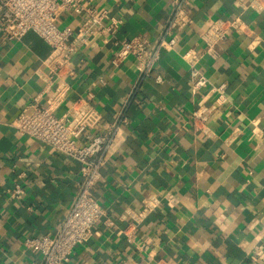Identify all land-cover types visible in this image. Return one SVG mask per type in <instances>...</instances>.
Returning <instances> with one entry per match:
<instances>
[{"label":"crops","instance_id":"obj_1","mask_svg":"<svg viewBox=\"0 0 264 264\" xmlns=\"http://www.w3.org/2000/svg\"><path fill=\"white\" fill-rule=\"evenodd\" d=\"M82 1L122 26L116 37L95 35L60 79L46 62L52 48L37 33L13 41L0 35V264H41L25 240L55 235L76 197L80 164L14 125L62 81L70 90L58 117L77 100L90 101L103 116L92 134H106L123 113L120 145L94 189L105 214L69 264H264V12L250 0H189L178 45L162 52L155 73L132 95L140 81L136 59L115 64L114 42H156L172 0ZM234 18L245 30L230 31L220 57L206 55L202 34L214 21ZM82 21L59 17L74 31ZM193 48L209 79L196 93L182 58ZM222 84L218 105L213 89ZM203 101L214 111L196 127ZM18 185L21 198L12 193Z\"/></svg>","mask_w":264,"mask_h":264},{"label":"built area","instance_id":"obj_2","mask_svg":"<svg viewBox=\"0 0 264 264\" xmlns=\"http://www.w3.org/2000/svg\"><path fill=\"white\" fill-rule=\"evenodd\" d=\"M172 2L171 18L156 42L150 43L140 36L128 40L116 39L114 42L118 47L115 64L129 56L136 59L140 81L132 95L144 79L155 73L162 52L174 50L178 45L175 32L186 24L189 0ZM250 5L255 11L264 12V0H250ZM64 13L81 16L82 24L75 31L62 28L59 17ZM121 26L122 22L112 18L107 11L98 12L82 0H0L2 39L20 40L29 32L37 33L52 48L46 62L52 77L58 79L70 71L74 55L87 46L95 35L116 37ZM245 28L246 25L240 18L214 21L202 34L205 54L215 59L220 57L218 46L227 39L230 31L242 33ZM201 57L194 48L182 55L190 69L189 78L194 93L207 87L209 83L208 77L200 69ZM156 81L162 82L163 78L158 75ZM226 87V84H222L213 89L220 94L216 101L218 105L225 100ZM69 90L67 83L60 82L46 104L37 99L14 122L21 134L49 145L80 164L81 180L76 197L55 235L28 237L25 240L24 244L28 249L41 255V264H69L75 248L87 243L92 237L95 225L105 214L94 189L102 179V170L120 145L123 113L106 134H92L103 116L90 101L77 100L65 116H57L56 112L64 103ZM213 111L212 106L201 102L194 112L196 127H203ZM12 193L21 198L24 190L18 185ZM149 211L150 206L147 205L145 213ZM130 241L133 240L130 238Z\"/></svg>","mask_w":264,"mask_h":264}]
</instances>
